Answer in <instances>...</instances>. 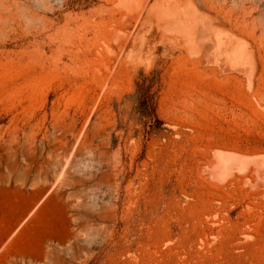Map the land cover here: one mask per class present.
<instances>
[{
	"label": "rangeland",
	"instance_id": "rangeland-1",
	"mask_svg": "<svg viewBox=\"0 0 264 264\" xmlns=\"http://www.w3.org/2000/svg\"><path fill=\"white\" fill-rule=\"evenodd\" d=\"M176 2L0 0V264H264V9L252 76Z\"/></svg>",
	"mask_w": 264,
	"mask_h": 264
},
{
	"label": "bare ground",
	"instance_id": "bare-ground-1",
	"mask_svg": "<svg viewBox=\"0 0 264 264\" xmlns=\"http://www.w3.org/2000/svg\"><path fill=\"white\" fill-rule=\"evenodd\" d=\"M129 1V0H127ZM133 6V5H131ZM212 7L214 8H218L219 10L222 11L221 14H219L218 12L214 11L212 9ZM131 8V7H130ZM133 9V10H132ZM172 11L173 12H176L177 14V18L176 20L173 22V26L175 27H183L182 29L186 32H188L191 37H192V40L193 39H196L197 40V45L195 46H191L190 48L193 49V51L195 52H198V53H202L203 55H206V56H212L215 54H213L215 51L213 50V47L211 46H214L216 47L215 44H217L222 50V47H223V52H220V58L221 60H225L226 62L228 61L230 64L232 65H235V66H238V67H241L243 68V70L247 71V72H252L254 70L253 68V63L257 62L256 59H255V56H254V51L252 53L251 51V48H254V46H250V40L249 38L243 34V32L239 31L237 28L240 27L242 28L243 30H245L246 32H252V34H256L254 29L253 28H256L255 27V15L259 13V16L261 17L260 15V12L261 10L264 9V0H178V2H176L175 4L172 5L171 7ZM170 9V10H171ZM132 12L131 13H134V8H131ZM136 10V8H135ZM152 11V10H150ZM264 14V12H262ZM261 13V14H262ZM131 16L134 14H130ZM152 15V14H151ZM153 15H155V13L153 12ZM146 16V15H145ZM264 16V15H263ZM149 17H153V19L155 18V16H149ZM135 18V17H134ZM146 18V17H145ZM257 18V17H256ZM147 19V18H146ZM152 19V18H151ZM149 18V20H151ZM258 19V18H257ZM256 19V21H257ZM155 20V19H154ZM154 20H151L150 22L153 24ZM260 20V19H259ZM258 20V21H259ZM132 21V20H131ZM180 21H183V24L181 26H178V23ZM144 22V21H143ZM147 22V21H145ZM128 23V22H127ZM132 23V22H131ZM162 23V22H160ZM159 23V24H160ZM166 23V22H163V24ZM130 24V23H129ZM162 24V25H163ZM264 24V23H263ZM262 24V25H263ZM147 26H148V23H147ZM146 26V27H147ZM153 27H157V26H154L152 25ZM153 27L151 29H153ZM163 27H166L167 29V26H164ZM161 26V32L160 33H163L164 31L162 30H165V28H163ZM259 27V26H258ZM149 28V26L147 27ZM147 28L145 29V31L147 30ZM163 28V29H162ZM173 28V27H172ZM159 29L157 30V32L160 31ZM149 32L147 33L149 35L150 31L151 33H154L152 32V30H148ZM168 30H166L167 32ZM170 31H171V28H170ZM156 32V33H157ZM179 32L181 33V31L179 30ZM146 33V32H145ZM146 34V35H147ZM158 34V33H157ZM156 34V35H157ZM164 35L166 33H163ZM171 34V32L169 33ZM161 36V35H160ZM165 37V36H164ZM169 37V36H168ZM190 37V38H191ZM147 38V37H146ZM175 38V36H174ZM148 39V38H147ZM146 39V40H147ZM165 39V38H164ZM182 39V38H181ZM186 39V38H185ZM145 40V41H146ZM169 40V39H168ZM172 40V39H171ZM178 41V40H177ZM189 41H191L189 39ZM160 42V41H159ZM260 42V41H259ZM145 43V42H144ZM143 43V44H144ZM214 43V45H213ZM137 45V44H136ZM135 45V46H136ZM137 47V46H136ZM179 47V46H178ZM130 48H131V45H130ZM189 48V49H190ZM183 49V47H182ZM218 49V48H217ZM216 49V50H217ZM134 50V46H133V49ZM186 49H184L185 51ZM180 51V50H179ZM219 51V50H218ZM187 52V51H186ZM264 52V51H263ZM218 53V52H217ZM186 54H189V53H186ZM192 54V53H191ZM212 54V55H211ZM200 55V54H199ZM213 56V57H214ZM179 56H177L178 58ZM194 57V56H193ZM192 58V57H190ZM189 58V60H190ZM200 58V57H199ZM206 58V57H205ZM208 58V57H207ZM206 58V60H207ZM210 58V57H209ZM208 58V59H209ZM216 58H218L216 56ZM211 60V59H209ZM215 60H218L219 59H215ZM214 60V61H215ZM193 61V59H192ZM195 61V60H194ZM255 61V62H254ZM260 62V61H259ZM216 63V62H215ZM223 63V62H222ZM213 63H211L210 65H212ZM218 64V63H217ZM214 65V64H213ZM216 65V64H215ZM225 65V64H224ZM257 65V64H256ZM180 66V65H179ZM222 66V65H221ZM258 70H259V63H258ZM256 66V67H257ZM225 67V66H224ZM255 67V69H256ZM257 69L256 71H254L255 73H257ZM221 70V69H220ZM224 71V70H223ZM236 73L238 72V70H236ZM252 72V73H254ZM227 73V72H225ZM228 73H231L229 70H228ZM243 73V72H241ZM251 74L252 76L256 75V74ZM239 74V73H238ZM249 74V73H248ZM205 75V74H204ZM207 75V74H206ZM240 75V74H239ZM244 76V74H242ZM246 76V75H245ZM250 76V74H249ZM251 76V77H252ZM208 77V76H207ZM250 77V78H251ZM227 78V77H226ZM247 78V77H246ZM258 79V78H257ZM248 80V79H247ZM249 81V80H248ZM252 82L254 81L253 79L251 80ZM250 82V81H249ZM250 84V83H249ZM247 85H248V82H247ZM252 85V84H251ZM254 85V83H253ZM252 85V86H253ZM250 87V86H249ZM185 97V96H184ZM187 99V98H186ZM217 151V150H216ZM215 151V152H216ZM219 151V150H218ZM222 152V151H221ZM219 152V153H221ZM224 152V150H223ZM222 152V153H223ZM231 152V151H230ZM228 152V153H230ZM218 153V154H219ZM221 153V154H222ZM234 153V152H233ZM215 154V153H214ZM216 154V156L219 158L218 159V162L220 161H226L225 164H228V162L230 164H232L233 166H237V163H233L231 161L232 159V156H225L226 158H221L222 156H224V154L222 156H220V154L218 155ZM229 155V154H228ZM236 155V154H235ZM243 155V154H241ZM244 156V155H243ZM243 156H241V158H243ZM249 156V155H247ZM216 157V158H217ZM231 157V159L229 158ZM238 157V156H237ZM254 157V156H253ZM257 157V156H256ZM240 158V157H239ZM238 158H236L237 160ZM252 159V158H251ZM249 158V160H251ZM260 159L261 161V158H258ZM263 159V158H262ZM235 160V159H234ZM243 161V160H241ZM264 161V160H263ZM235 162V161H234ZM250 162V161H249ZM259 162V160H258ZM257 162V159L255 158V161L252 163H258ZM241 164V162H239ZM243 163V162H242ZM248 163V162H247ZM246 163V164H247ZM260 163V162H259ZM258 163V164H259ZM261 163H263L261 161ZM215 164V163H214ZM217 164H220V163H217ZM215 164V167H214V172L215 173H219L217 174L218 175V179L220 180V176H222L221 174L227 172L226 169L222 168L221 166ZM250 164V163H249ZM255 165V164H254ZM264 165V164H263ZM208 166V165H207ZM211 166V165H210ZM229 166V164H228ZM240 166V165H239ZM245 166V165H244ZM247 166V165H246ZM252 166V165H251ZM212 167V166H211ZM232 166H230L227 170H229ZM250 167V166H249ZM260 167V166H258ZM207 168V167H206ZM233 168V167H232ZM246 168V167H245ZM244 168V169H245ZM249 169V168H248ZM205 170V169H204ZM210 167L208 168V171H210ZM213 170V169H212ZM233 170V169H232ZM262 170V167L261 169ZM259 170L260 174H261V177L264 176V171L261 173V171ZM203 171V169L201 170ZM207 171V172H208ZM234 171H236L234 169ZM238 171V170H237ZM246 171L247 168H246ZM245 171V172H246ZM206 172V170L204 171V173ZM213 172V171H212ZM231 171H229L228 173H230ZM242 172V171H241ZM221 173V174H220ZM227 173V174H228ZM237 173V172H236ZM210 174V173H209ZM231 174V173H230ZM229 174V175H230ZM244 174V173H243ZM263 174V175H262ZM215 175V174H214ZM217 175L215 177H217ZM220 175V176H219ZM232 175H233V172H232ZM232 175H230L232 177ZM211 176V175H210ZM255 176V174H254ZM223 177V176H222ZM227 177V175H226ZM229 177V178H231ZM223 179V178H222ZM221 179V180H222ZM226 179V178H225ZM247 179V178H246ZM262 179V178H261ZM220 180V181H221ZM245 180V179H244ZM248 180V179H247ZM246 183V182H245ZM257 183V182H255ZM258 183H261V182H258ZM262 184V183H261ZM263 187V185L261 186Z\"/></svg>",
	"mask_w": 264,
	"mask_h": 264
}]
</instances>
